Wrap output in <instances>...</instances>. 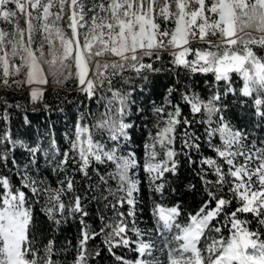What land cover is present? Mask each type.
<instances>
[{
	"label": "snow or ice",
	"instance_id": "1",
	"mask_svg": "<svg viewBox=\"0 0 264 264\" xmlns=\"http://www.w3.org/2000/svg\"><path fill=\"white\" fill-rule=\"evenodd\" d=\"M261 51L264 0H0V125L10 122L12 109L24 110L6 99V89L27 87L35 105L50 83L72 81L80 97L104 101L105 109L94 123L84 115L75 122L66 150L54 139L43 150L54 187L32 174L41 171V146L0 127V264H56L55 240L42 252L34 246V205L41 201L52 230L79 217L73 264H95L103 251L115 264H264V139L250 140L222 115V95L236 91L239 77V96L252 97L253 115L264 123ZM159 74L202 75L212 94L205 100L182 81L168 87L163 102L152 105L143 158L124 154L135 127L127 120L133 93ZM24 123L30 126L27 117ZM205 138L211 156L200 155ZM18 149L29 158L24 169ZM185 162L201 185L199 207L188 213L178 201L163 202L169 178L178 179ZM137 170L153 196V232L137 226ZM75 175L88 182L84 195ZM91 201L111 212H100L98 230L87 223ZM101 236L100 248H90Z\"/></svg>",
	"mask_w": 264,
	"mask_h": 264
},
{
	"label": "trees",
	"instance_id": "2",
	"mask_svg": "<svg viewBox=\"0 0 264 264\" xmlns=\"http://www.w3.org/2000/svg\"><path fill=\"white\" fill-rule=\"evenodd\" d=\"M259 54L264 55V51H261ZM208 79L211 80V76ZM204 80L205 77L199 74L190 78L183 74L181 77L159 74L153 77L151 83L143 91H141V86L137 85L136 92L133 93L135 104L131 107L129 118H127L128 122L134 124L135 127L131 130L129 146L124 154H127L128 151H134L138 158H143V141L151 127L152 105L163 102L168 87L180 81L190 87L194 84L195 90L201 93L204 99L207 100L212 94V90L207 87ZM232 87L236 89L234 93H229L227 96L222 95L223 104L227 106L222 115L234 127L244 128L249 133L250 140L264 139V123L260 122L259 118L253 115L251 107L252 97L239 96V89L243 87V81L239 77H235ZM2 91L10 103H19L24 106V110L12 109L10 122L0 125V127L10 130L14 134V138L21 139L33 146L35 144L41 146L42 151L38 156L41 171L40 173H36L35 169H33L32 174L44 179L46 183L54 187L57 177L51 171L49 165L45 163L48 157L45 156L43 150L48 149L49 141L53 139L57 142L60 149L66 150L68 147V137L73 131L75 122L82 115L86 117L85 123H94L95 120L100 119L101 114L105 111L103 107L104 101L93 100L89 102L80 97L73 89L72 81H68L64 87H57L50 83L46 86L44 100L35 105L30 101L27 87L22 91H14L13 89ZM217 91L221 94L223 93V84L219 85ZM45 104L50 105L51 109L46 110ZM89 109H91V113H89ZM140 110H143V114H141ZM185 112H187V109H185ZM25 117L30 121V126L24 123ZM202 118L206 119L207 117L196 116L197 120ZM218 118L214 117V120ZM192 128L198 131L201 136L204 135V127L193 125ZM213 139L218 142V138L214 137ZM200 143L203 145L200 155L211 156L213 153L207 146L206 138L201 140ZM193 155L195 156L196 154L193 153ZM16 158L19 162V167L24 169L29 159L24 149L16 151ZM181 159L183 160L184 157H181ZM135 176L138 178V185L141 189L140 193L137 194V226L144 231L153 232L155 229L151 215L153 196L148 188L147 179L144 177V174L140 170H137ZM11 178L19 184L18 176ZM75 179L79 193L84 195L88 182L83 180L80 175H75ZM169 179L171 187L163 202L171 204L178 201L183 206L185 213L194 212L200 204L201 185L195 173L189 169L187 162L182 164L178 179L174 177H170ZM189 184H195V190L190 191L187 187ZM172 188L175 189V192L171 191ZM155 199L159 200L160 198L157 196ZM42 203L41 201L40 204L34 205L36 219V226L33 232L35 237L34 246L42 252L44 244L49 239H53L55 240L56 264H73V258L76 255L75 245L77 244L80 229L79 217L76 219H72L71 217L64 218L58 229L52 230L55 226L51 225L44 216L41 208ZM87 208L89 212L87 223L96 230L99 229L101 223L99 220L100 212L111 216V212L97 205L94 201L89 202ZM102 239L103 237L101 236L96 241L90 242V248L99 249ZM150 239L156 243L157 248L160 247L161 238L159 235L154 234ZM121 251L123 250H117L118 253ZM156 254L160 255L158 252ZM125 255L129 259L133 257L131 251L125 252ZM95 264H115V262L107 251H103V254L95 260Z\"/></svg>",
	"mask_w": 264,
	"mask_h": 264
},
{
	"label": "rangeland",
	"instance_id": "3",
	"mask_svg": "<svg viewBox=\"0 0 264 264\" xmlns=\"http://www.w3.org/2000/svg\"><path fill=\"white\" fill-rule=\"evenodd\" d=\"M23 20H24V18L21 17V18H20V21H21V24H22V25H23ZM66 20H67V17H65V21H66ZM61 26L64 27V28H67V24L64 23V22L61 23ZM4 27H7V25H5ZM157 247H158V246H157Z\"/></svg>",
	"mask_w": 264,
	"mask_h": 264
}]
</instances>
